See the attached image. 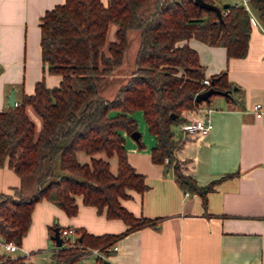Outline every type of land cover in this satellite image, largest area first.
<instances>
[{
    "label": "trees",
    "instance_id": "1",
    "mask_svg": "<svg viewBox=\"0 0 264 264\" xmlns=\"http://www.w3.org/2000/svg\"><path fill=\"white\" fill-rule=\"evenodd\" d=\"M204 1L219 6L220 20L213 10L192 0H106L104 5L100 0H63L44 10L38 21L40 59L43 71L57 73L60 79L53 86L36 80L30 93L21 92L12 106L0 110V165L5 162L20 180L11 192H0L1 242L20 244L33 204L42 198L72 215L74 196L79 195L83 204L126 224L115 234L76 229L72 241L62 239L52 250L51 264H74L91 248L103 255L95 256V264H109L104 256L111 243L153 223V218L135 216L119 203L128 190L141 192L147 186L127 161L120 132L130 135L137 130L135 110L154 139L150 160L171 167L178 186L204 200L211 184L198 185L174 157L181 142L178 126L185 120L184 111L202 102L193 96L208 87L210 78L214 88L229 91L226 99L232 98L235 87L224 70L204 76L196 51L186 42H176L194 37L223 46L226 57H241L252 17L264 31V0H246L247 7L240 0ZM222 2L227 4L222 7ZM110 22L115 24L114 38L106 40ZM129 28L139 30L133 67L113 96L105 98L96 85L121 62ZM205 77L208 84L202 82ZM26 106L39 117L37 130ZM135 141L141 145L139 135ZM80 152L87 156L85 161L77 159ZM99 152L102 155H96ZM111 156L114 171L109 168ZM27 177L34 189L22 196L20 188ZM0 264L32 263L23 255L2 254Z\"/></svg>",
    "mask_w": 264,
    "mask_h": 264
},
{
    "label": "crops",
    "instance_id": "2",
    "mask_svg": "<svg viewBox=\"0 0 264 264\" xmlns=\"http://www.w3.org/2000/svg\"><path fill=\"white\" fill-rule=\"evenodd\" d=\"M62 1L0 0V110L9 106L10 88L15 103L40 78L46 86L58 83L59 74L43 71L38 21L44 10ZM182 42L196 51L204 76L224 70L226 80L235 87L232 98L212 94L197 106L209 116L211 129L201 137L181 134L174 150L183 172L198 185L210 183L211 187L204 200L196 192L183 190L171 167L163 170L165 165L150 160L151 134V140L142 135L139 146L120 131L127 161L143 175L147 186L141 192L128 190L119 203L133 215L154 221L119 236L107 247L110 251L104 259L109 264H264V111L255 117L251 110L255 102L264 107V31L256 19L251 20L241 57H226L223 46L194 37L176 43ZM33 123L37 130L40 120L38 125ZM19 184V177L3 162L0 192L9 193ZM24 188L20 194L29 195L30 187ZM74 202L75 213L66 215L44 198L36 201L18 248L6 250L0 241V255H23L38 264L36 252L45 249V264H51V252L57 246L49 238L50 226L73 227L70 241L78 228L91 234H115L126 227L120 218H107L103 210L83 204L79 195ZM113 244L116 249H111ZM85 254L90 257L82 263L95 264L94 253Z\"/></svg>",
    "mask_w": 264,
    "mask_h": 264
},
{
    "label": "rangeland",
    "instance_id": "3",
    "mask_svg": "<svg viewBox=\"0 0 264 264\" xmlns=\"http://www.w3.org/2000/svg\"><path fill=\"white\" fill-rule=\"evenodd\" d=\"M114 29H115V24L110 22L108 24V29H107V33H106V40L113 39V30ZM127 39H128V44H127V47L123 53L121 62L116 67L113 68L112 72L109 75H107L102 82H100L96 85L97 93L99 95L105 97V98H111L113 96L118 85L126 80L127 75L129 74L130 70L133 67V60H134V56H135L136 49H137L138 42H139V30L137 28H129L127 30ZM25 111H26L28 117L31 120L35 121L38 125L39 124V118L35 115V113L31 110V108L29 106H26ZM132 116L134 117V119L136 121V129L140 134L139 142L142 143L141 142L142 135L147 136V138H149L151 140L152 137L147 130V126H146V124L142 118L141 112L139 110H135L132 112ZM131 140L133 142H136L133 139H131ZM96 155H102V154L99 152V153H96ZM86 158H87V156L85 154H83L82 152L77 154V159L79 161H85ZM108 161H109L110 170L114 171V169H115L114 157L111 156L110 158H108ZM178 163L180 166H182L179 161H178ZM24 186L30 187V192L33 191L34 183L32 182L30 177H27L23 181V188H24ZM25 188H24V190H26ZM22 196H26V195L22 194ZM16 248H18V247H16ZM36 253H38V255H39L38 264H45L46 263L45 259H47L46 256H44L46 253V250L45 249H44V251L40 250ZM41 254H42V256H41ZM89 257H90V254H85L82 257L78 258L75 261V264H85L82 262L83 261L87 262V259L89 260Z\"/></svg>",
    "mask_w": 264,
    "mask_h": 264
},
{
    "label": "built area",
    "instance_id": "4",
    "mask_svg": "<svg viewBox=\"0 0 264 264\" xmlns=\"http://www.w3.org/2000/svg\"><path fill=\"white\" fill-rule=\"evenodd\" d=\"M240 2L245 7H247L246 0H240ZM252 18L255 19L254 17ZM202 82L208 84V78H203ZM251 110L253 115L255 117H258L264 111V107L261 103L255 102L251 106ZM187 112L189 113V115L186 114L185 120L179 123L178 126L181 134L184 136L190 135L195 137H201L207 134L212 127L209 116L197 107L187 110ZM59 235L62 239H68L69 236L75 235V229L73 227H63L59 229ZM1 245L4 249L9 251H13L17 247V245L12 241H3L1 242ZM111 249H116V246L113 244L111 246ZM89 251L94 253L95 256L103 257V255L96 248H91L89 249Z\"/></svg>",
    "mask_w": 264,
    "mask_h": 264
},
{
    "label": "water",
    "instance_id": "5",
    "mask_svg": "<svg viewBox=\"0 0 264 264\" xmlns=\"http://www.w3.org/2000/svg\"><path fill=\"white\" fill-rule=\"evenodd\" d=\"M192 2L200 7L206 8V9H210L213 10L214 13L217 16V19L220 20L221 19V15H220V8L219 6L206 2L204 0H192ZM227 4V2H222L221 6H225ZM213 81L214 78H210L209 80V85L208 87H206L205 89L196 92L193 96V100L195 101H205L208 99L209 95L211 94H220L222 96H226L229 95V91L224 89V90H220V89H216L213 87ZM235 88H232V90H234ZM7 104L9 106H12L14 104V99H13V89L10 88L8 93H7ZM139 135V132L137 130L132 131L130 133V136L133 139H136ZM166 166L163 167V170H165ZM49 238L53 240V244L54 246H60L62 243V238L59 235V230L57 228V226H53L52 228V233L49 235Z\"/></svg>",
    "mask_w": 264,
    "mask_h": 264
}]
</instances>
